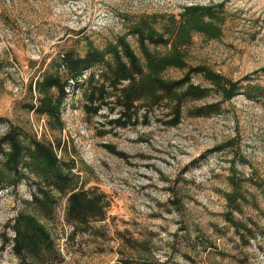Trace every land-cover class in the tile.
<instances>
[{"label":"rangeland","instance_id":"obj_1","mask_svg":"<svg viewBox=\"0 0 264 264\" xmlns=\"http://www.w3.org/2000/svg\"><path fill=\"white\" fill-rule=\"evenodd\" d=\"M217 5L224 6L222 36L207 39L193 32L183 51L190 67L241 81L243 89L220 114L194 118L185 113L179 126L167 128L158 122L166 108L141 110L138 125L112 129L107 121L116 114L87 115L78 84L71 86L62 108V131H51L46 117L29 111L37 102L30 85L63 47L84 53L87 40L104 48L126 36L145 63L138 27L153 26L170 37L185 8ZM149 49L165 56L171 44ZM185 73L169 68L163 77L179 80ZM192 83L210 86L201 75ZM250 85L264 89V0H0V137L18 127L28 136L61 142L58 156L75 163L78 187L103 192L110 203L107 218L74 239L65 221V200L50 221L30 205L32 175L16 186L5 183L0 264L18 263L3 242L13 235L8 223L21 212L48 229L63 264H264V97L248 98ZM221 100L214 93L186 108ZM233 179L242 194L239 211H232L228 199L235 193ZM232 218L253 235L234 228Z\"/></svg>","mask_w":264,"mask_h":264},{"label":"trees","instance_id":"obj_2","mask_svg":"<svg viewBox=\"0 0 264 264\" xmlns=\"http://www.w3.org/2000/svg\"><path fill=\"white\" fill-rule=\"evenodd\" d=\"M223 5L212 7L191 6L185 8L178 27L169 30L170 37L159 33L153 26L145 25L135 31L145 63L136 54L126 36L98 48L86 41L84 53L72 47H63L44 72L30 85V92L37 95V102L28 106L39 117H46L51 131L64 129L61 111L70 95L71 86L83 88L84 112L97 116L103 110L116 114L107 121L112 129L136 126L146 113L166 108L159 120L165 127H177L184 114L194 118L211 117L222 112L225 102L232 100L243 89L241 81H232L207 67H190L183 47L191 43L192 33L203 34L207 39L222 36L225 22ZM177 25V24H176ZM171 51L163 56L152 52L150 46L167 47ZM169 68L186 71L183 78L168 81L163 73ZM195 75H201L210 86L192 83ZM81 82L83 83L81 85ZM246 96L250 99L264 97V89L250 85ZM220 94L222 100L198 107L186 108L190 101H202L212 94ZM147 115L144 119H147ZM108 131L103 133L106 134ZM61 142L55 145L26 131L11 127L0 137V192L6 186H16L32 175L35 186L30 205L46 219L54 221L57 209L66 201L65 221L72 226V238L87 233L96 221L107 218L110 203L107 195L96 190L78 187V177L73 173L75 163L58 156ZM111 153L128 159L111 145H105ZM221 148L215 149V151ZM29 180V179H28ZM235 193L228 196L232 211L241 208L239 181L233 179ZM232 226H240L250 236L253 230L230 219ZM7 228L13 233L6 237L3 249L11 247L17 264H63L64 257L51 233L34 216L21 212L10 221ZM129 264V262L127 263Z\"/></svg>","mask_w":264,"mask_h":264}]
</instances>
